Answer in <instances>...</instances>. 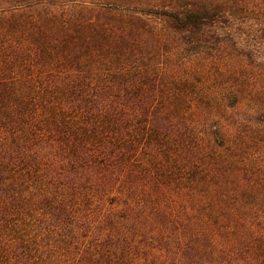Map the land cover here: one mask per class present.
I'll use <instances>...</instances> for the list:
<instances>
[{
	"label": "trees",
	"instance_id": "1",
	"mask_svg": "<svg viewBox=\"0 0 264 264\" xmlns=\"http://www.w3.org/2000/svg\"><path fill=\"white\" fill-rule=\"evenodd\" d=\"M262 117L264 0H0V264H264Z\"/></svg>",
	"mask_w": 264,
	"mask_h": 264
},
{
	"label": "rangeland",
	"instance_id": "2",
	"mask_svg": "<svg viewBox=\"0 0 264 264\" xmlns=\"http://www.w3.org/2000/svg\"><path fill=\"white\" fill-rule=\"evenodd\" d=\"M230 102H234V98H233V100H230ZM256 118L258 119V116H257ZM257 119H256V120H257ZM262 119H264V118L262 117ZM260 121H261V120H260Z\"/></svg>",
	"mask_w": 264,
	"mask_h": 264
}]
</instances>
